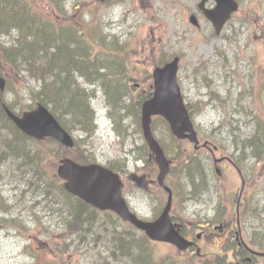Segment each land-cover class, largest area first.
Segmentation results:
<instances>
[{
  "label": "rangeland",
  "instance_id": "1",
  "mask_svg": "<svg viewBox=\"0 0 264 264\" xmlns=\"http://www.w3.org/2000/svg\"><path fill=\"white\" fill-rule=\"evenodd\" d=\"M25 1L33 8L36 6L42 12L41 16H46V21L51 18L52 13L46 15L47 4L44 1ZM82 1L92 5L90 0ZM197 1L199 0H125L123 3L118 1L116 5L109 7L103 0H98L95 5L100 7L99 13L102 14L99 27L101 31L98 32L95 29L94 40L97 42V35L100 36L103 33L118 35L123 40H131L136 55L130 67L139 68V79L152 72L155 64L153 59L159 54L161 46L164 47L168 57L174 54L182 55L179 81L184 90V96L186 99L189 98L190 105H197L204 111L192 113L200 136L226 147V150H232L233 138L230 135L232 131L238 135V127H240L241 134L248 135L252 132L256 119L258 117L264 119V92L258 94L264 85V0H240L242 5L238 17L234 18L219 36L215 35L212 26L204 20H201L200 29L193 28L189 24L188 9ZM72 23L76 25V22ZM90 32V29L87 30L85 36H89ZM62 44L67 50L70 49L69 46L72 43L67 45L62 42ZM106 47L108 48V45ZM108 52L114 53L110 50ZM219 52L227 57V66L230 69L224 67ZM86 67L79 66L78 69L82 71ZM68 72L72 74L74 70L68 69ZM55 73H58L63 80L64 76L60 71L56 70ZM74 73L77 77V72ZM216 74L221 75L215 76ZM113 78L109 76V79ZM72 83L80 86L79 80L77 82L73 80ZM21 84V80H14L11 83L18 96L17 102L19 104L29 103L27 95L21 89ZM103 84L106 88L112 86L107 81ZM208 85L213 88L211 89ZM212 90L223 99L222 102L209 97ZM62 97L66 99L65 96ZM97 97L100 98L96 105L102 107L104 101L100 95ZM113 100L117 99L113 97ZM220 103L227 107L226 111ZM115 104L122 105L121 98ZM245 108L252 114L253 121L246 126L237 124L235 120L230 126L229 119L232 117L241 121V117H246L241 112ZM128 114L133 117H126L123 123L124 128L121 129L123 136L112 128V121L101 114L100 132L94 138L85 137L81 141H85L84 145H87V149L95 155L100 164L105 165L126 158L130 168L137 169L138 166V169L152 173V167L146 163V155L124 154L133 146L142 143L134 113L129 111ZM259 121L263 122L260 119ZM157 130L158 136L163 138L162 141L171 143L162 122L158 121ZM75 135L78 136L77 133ZM33 148L41 150L42 146L33 144ZM203 156L209 157L205 152ZM2 166L0 168V264H36L38 261L25 252L26 246H30L29 253L32 255H40V264H46L48 257L54 255L65 244L68 245L69 254L62 261L58 259L56 264H121V262L110 259L101 244L94 248L92 245L88 248L84 245L79 255L78 239L67 236L66 230L56 217L57 213L47 209L46 202L41 198L35 199V195L32 196L31 192L24 191L18 186L16 173L18 167L11 163ZM262 170L263 164L255 169L256 188L250 190L251 194L263 187V178L260 177ZM176 171H180L179 166ZM231 171L226 172L223 167V178L212 182L215 187L204 196L201 202L200 198L197 200V197L183 196L175 205L173 215L186 225L187 232L191 235H204L203 241L199 243L201 247V244H213L212 234L211 232L205 233V228H203L205 224L201 219L206 215L209 218L216 215L225 222L228 219L234 220L232 213L224 205L234 199L238 188L237 176ZM179 177L181 178V175ZM172 181L176 180L172 179ZM127 185L125 195L132 210L141 216L148 217L157 213L164 201L157 187L150 186L147 191H140L131 182ZM24 186L26 187L25 183ZM256 199H261V197L256 196ZM204 200L207 202L203 203ZM54 201L58 202L60 199L56 198ZM55 207L59 208L60 204ZM12 218H15V223L10 222ZM251 231L252 229L248 227L246 233L250 235ZM214 242L220 241L215 239ZM83 251L85 255L82 254ZM157 251L162 257L176 256L180 263H191L198 255L194 253L182 256L167 246H157ZM98 252L102 253L101 257H98Z\"/></svg>",
  "mask_w": 264,
  "mask_h": 264
},
{
  "label": "water",
  "instance_id": "2",
  "mask_svg": "<svg viewBox=\"0 0 264 264\" xmlns=\"http://www.w3.org/2000/svg\"><path fill=\"white\" fill-rule=\"evenodd\" d=\"M218 2L219 8L216 12H207L208 18L215 24L217 31L222 28L230 13L237 9V5L230 0H218ZM176 64L177 61L167 65L163 70L156 71L155 98L147 102L144 107L146 135L155 150H157V145L151 140L148 130L149 116L151 114L165 115L170 120L174 133L180 138L185 137V132H193L188 115L179 96V90L174 82L177 70ZM4 85L5 82L0 79L1 89L4 88ZM9 116L20 129L29 135L37 138L52 136L66 146H73L71 138L59 127L48 111L41 106L37 111L25 113L22 118L11 114ZM189 138L192 141H196L194 133ZM157 162L161 167L162 175L160 180L162 181L168 164L162 154H158ZM59 174L69 180V184H67L69 190L99 207L115 210L125 220L146 230L152 239L172 243L181 250H185L190 245L186 243L170 223L168 213L171 201H169L168 207L157 222L143 223L138 221L127 210L124 202L121 200V184L110 172L97 168H80L71 162H65L64 166L60 167Z\"/></svg>",
  "mask_w": 264,
  "mask_h": 264
},
{
  "label": "trees",
  "instance_id": "3",
  "mask_svg": "<svg viewBox=\"0 0 264 264\" xmlns=\"http://www.w3.org/2000/svg\"><path fill=\"white\" fill-rule=\"evenodd\" d=\"M57 2V0H55ZM62 7V6H61ZM63 7L61 8V10ZM78 7L75 8L77 10ZM38 9L32 8L31 5H28V3L25 2V0H0V34H6L10 35L13 32H17L18 36L16 38V41L11 47H9L8 50H4V53H6L7 59H5L6 63L16 66V63H18L22 58L23 62L26 61V58L30 56V58L34 59L35 56H38L41 54V51L45 53H54L55 56L60 58L62 60V63L67 64L68 68L71 70H74V72H79L78 69L79 66H87L84 62H81L79 65L78 63H67L66 58L69 56L71 59L80 60V61H87L91 62V64L96 63L99 68L101 66H104L103 72L96 71V77L98 76V79L96 83L103 84V82L107 81L109 82L116 91V94H112L114 98L117 100L120 99L119 94V86L118 82H116V77L118 73H114V68H120V62L117 58L108 59L106 57L102 56H96L94 58H91L88 53H85V43L86 41L83 39V32H78L77 35L80 40H74L69 39V37H65L63 34H61L59 31H56L57 29H53L52 25L44 22L40 14L38 13ZM69 45L70 43V49H65L62 44ZM59 43V44H58ZM5 48V47H4ZM4 48H1L0 50H3ZM72 49V50H71ZM84 60H82V59ZM89 59H93L95 62L90 61ZM98 61H102L99 62ZM88 67V66H87ZM73 72V73H74ZM110 77H114L113 79H109ZM62 82L68 83V80H65V77L63 78ZM77 96H72L73 98L81 97L79 93H74ZM62 97V95H61ZM60 97V98H61ZM85 100L82 97V101ZM115 100V101H117ZM87 104V100L85 102ZM87 111L81 112L79 110H73L70 109V112L77 120L86 119L83 124H87L91 122V116L90 111L88 109V106L86 105ZM55 109V108H54ZM69 112V110H68ZM10 125V124H9ZM89 125V124H88ZM87 125V126H88ZM12 130H14L13 138L16 141H13V145L8 142L6 145V150L10 152L11 158H13L17 162H21V164H24V170L27 172L32 171V176L30 177L31 182H35L38 179L40 172L38 170L35 171L34 174V167L37 166L38 160L36 157L29 158V154L26 152V150L22 147L24 136L13 127V125H10ZM253 138L255 140H258L260 142L257 143L258 148L264 147V132H257ZM30 159V160H29ZM42 159L39 156V165L38 168H40ZM37 168V169H38ZM81 212V211H80ZM79 212L78 216L79 218L82 216ZM144 240V239H143ZM145 241V240H144ZM122 241H120L121 243ZM146 242V241H145ZM133 248L135 247L134 251H139L140 249H147V245L140 248V246L132 245ZM120 250L128 251V249L124 248V244L122 242ZM138 257H141V262H148L149 264H152L151 261L147 257H142L141 254L138 255ZM137 257V258H138Z\"/></svg>",
  "mask_w": 264,
  "mask_h": 264
},
{
  "label": "bare ground",
  "instance_id": "4",
  "mask_svg": "<svg viewBox=\"0 0 264 264\" xmlns=\"http://www.w3.org/2000/svg\"><path fill=\"white\" fill-rule=\"evenodd\" d=\"M82 59V58H81ZM84 60V59H82ZM92 62H95L93 59H89ZM69 61V62H67ZM39 62H42V64L49 70V71H60L63 76L65 77V80H68V83H63L60 78V75L58 73H49L50 81L46 87L50 91V96L45 94L48 98H46L51 105L59 112L61 113H69L68 110L70 109L73 110H79L81 112L87 111L85 102L89 97V94H91L95 87H96V81L98 79V76L96 77V71L100 70V72H103L104 66H99L96 65V63L91 64V62L87 61H80V60H75L71 59L69 56L66 58L67 63H78L80 64L81 62H84L88 67L84 68L82 71H79L77 73V77H75V73L69 74L68 72V66L65 63H62V60L55 56L54 53H43L41 51V54L38 56H35L34 59L30 58L28 56L25 61L26 67H29L31 70L35 69L37 64ZM102 62V61H98ZM80 70V69H79ZM15 72L22 76V70L16 69ZM2 76H0L1 78ZM75 80L76 82L79 80V85H76L73 82ZM45 84L39 83L36 86L35 85H30V86H25L23 87V92L27 95V98L30 99L32 102L34 101V97L42 94L45 92ZM102 92H106L107 95H114L116 94V89L114 90L113 87H104L101 86ZM74 93H79L81 97L78 98H73L72 96H77ZM14 93L12 92L11 86H8L6 89H0V116H6V115H17L16 112L20 111V104L17 102V99L13 97ZM62 96L64 97L60 98ZM82 97L85 99L82 101ZM31 102V103H32ZM86 119H83L78 121L77 125H70L67 131L71 133L72 136H74L80 128H82L83 123L85 122ZM91 121H96L99 122V118H91ZM101 121V120H100ZM7 124H12L13 122H7ZM92 127V125L90 126ZM91 131V130H89ZM83 139V138H82ZM79 139L76 141L74 140L76 144H80L81 140ZM73 141V138H72ZM2 155L5 158L6 155H10V152L7 150L2 151ZM6 163H11L13 166L19 167L18 164L14 162V159L10 157V159H5L3 160L2 163H0V168L3 167V164ZM17 177H20L21 172L19 170L16 171ZM80 210H77L75 212V216L79 214ZM82 214V212H80ZM15 218H12L14 220ZM111 229L115 231V234L113 238L111 239V243L114 248H118L121 246L123 234L125 233V226L121 224H113ZM134 242L133 241H127L124 243V248L128 249V252L125 250H118L120 252H117L113 249L110 250L111 254V259L115 262H122L125 261L126 264H149L148 262H141L142 258L138 257L139 254L144 257L147 252L143 249H140L139 251H134L135 247L133 248ZM123 251V252H121ZM124 252L126 255H124ZM138 257V258H137ZM152 264H156V261L154 260V257H150L149 259ZM160 264H166L165 262H161ZM170 264V263H169Z\"/></svg>",
  "mask_w": 264,
  "mask_h": 264
}]
</instances>
